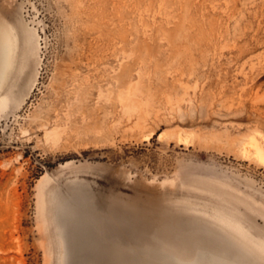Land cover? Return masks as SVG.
Here are the masks:
<instances>
[{"label": "rangeland", "instance_id": "1", "mask_svg": "<svg viewBox=\"0 0 264 264\" xmlns=\"http://www.w3.org/2000/svg\"><path fill=\"white\" fill-rule=\"evenodd\" d=\"M0 25V264H264V0H0Z\"/></svg>", "mask_w": 264, "mask_h": 264}, {"label": "bare ground", "instance_id": "2", "mask_svg": "<svg viewBox=\"0 0 264 264\" xmlns=\"http://www.w3.org/2000/svg\"><path fill=\"white\" fill-rule=\"evenodd\" d=\"M12 55H13V40H12V37H11V34H10V32L8 31V30H6L5 28H3L1 25H0V84L2 83V81H3V79H4V77H5V75H6V73H7V69H8V67H9V65H10V63H11V59H12ZM249 141V140H248ZM246 146V145H245ZM245 146H244V148H245ZM250 148V147H249ZM251 148H253L252 149V154L254 153L256 156H257V158H259L260 160L259 161H261L262 162V160L264 159V147H263V145H262V143H260L259 141H257L255 138H254V140H252V142H251ZM246 151V150H245ZM249 151H250V149H249ZM248 152V151H247ZM246 153V152H245ZM248 153H250V152H248ZM255 156V157H256ZM262 159V160H261ZM264 162V161H263ZM64 207V206H63ZM65 208V207H64ZM67 208V207H66ZM65 208V209H66ZM70 209V208H69ZM68 209V210H69ZM68 210H67V214H68ZM76 211V210H75ZM75 211H73L72 210V212H75ZM69 213H70V211H69ZM74 214V213H73ZM70 215V214H69ZM68 215V216H69ZM76 215H78V211H77V214ZM79 215H81L82 216V214H79ZM70 217V216H69ZM80 217V216H79ZM90 217H91V215H90ZM89 216H88V219L90 218ZM93 217V216H92ZM71 218V217H70ZM73 218H76V217H74L73 216ZM83 217H81L80 218V220L82 221L83 219H82ZM67 219H69L68 217H67ZM72 219V218H71ZM77 219H78V217H77ZM86 219H87V217H86ZM93 219V218H92ZM79 220V221H80ZM90 220V219H89ZM85 221V220H84ZM83 221V222H84ZM86 222H87V220H86ZM81 223V222H80ZM81 225V224H80ZM79 225V226H80ZM83 226V225H82ZM81 227V226H80ZM93 227V226H92ZM96 228V227H95ZM65 229V228H64ZM75 229V233H76V236H80V232H79V229L80 228H74ZM82 229H85V228H82ZM87 229V228H86ZM83 230V231H87V230ZM184 229H186V228H184ZM81 230V229H80ZM92 231V230H91ZM90 231V232H91ZM93 232H94V230H93ZM212 232H213V230H212ZM215 232V231H214ZM73 233V232H72ZM89 233V232H88ZM201 233V232H200ZM211 233V232H210ZM95 234V233H94ZM216 234H217V232H216ZM90 235V234H89ZM188 235V234H187ZM92 236H94V235H92ZM171 236V235H170ZM183 236V235H182ZM218 236V235H217ZM223 236V235H222ZM221 236V234H220V238H221V240H222V237ZM95 237V236H94ZM99 237V236H98ZM80 238H81V236H80ZM79 238V239H80ZM97 238V237H96ZM101 238V237H100ZM204 238V237H203ZM215 238V237H214ZM220 238H218V239H220ZM234 238V237H233ZM85 239V238H84ZM202 239V237L200 238V240ZM231 239V238H230ZM88 240H89V238H88ZM108 240V242L110 241V239H107ZM188 240V239H187ZM217 240V239H216ZM224 241H225V244H229V243H233V241L231 242V240H229V239H226V238H224L223 239ZM234 240H235V248H237V250H239V251H245L247 254H249V255H251V256H253L254 258H256L255 257V255L253 254V251H252V247H250L251 249H249L248 250V248L247 247H244L242 244H239L240 242H236L237 240H239L238 238H237V236H235V238H234ZM99 240H96V239H94L93 237H92V240H89V243H93V244H90V245H88V241H83L82 239H80V244H79V247L80 248H78V249H76V246H74V245H71V244H67L65 247H66V256H67V260H69L70 258H71V251L70 250H73L74 252V254H76V255H78V258L79 259H82V260H90L91 258H93V256H95V253L93 252V256L91 255L90 256V254L88 253L87 254V248L89 249V247H99V249H102L103 251H104V246H103V244L102 243H99L98 242ZM105 241V240H104ZM160 241V240H159ZM169 241V240H168ZM168 241L166 242V243H168ZM182 241V240H181ZM98 242V243H97ZM188 242V241H187ZM198 242V241H197ZM85 243H87V244H85ZM124 243V242H123ZM156 243V242H155ZM154 243V244H155ZM162 243V242H161ZM181 243V242H180ZM184 243H186V242H184ZM194 243V242H193ZM199 243V242H198ZM201 243V242H200ZM204 243V242H203ZM104 244H105V242H104ZM109 244V243H108ZM170 244V243H169ZM168 244V245H169ZM177 244V243H176ZM221 244V243H220ZM87 245V246H86ZM106 245V244H105ZM156 245V244H155ZM167 245V244H166ZM192 245V244H191ZM196 245V244H195ZM195 245H193L194 247H195ZM202 245V244H201ZM200 245V246H201ZM223 245V244H222ZM109 246V245H108ZM174 246V245H173ZM179 246H181V245H179ZM182 246H184V245H182ZM199 246V245H198ZM204 246H205V244H204ZM226 246H229V245H226ZM194 247H191V248H194ZM208 247V246H207ZM220 247H221V245H220ZM232 247V246H231ZM230 247V248H231ZM176 248V247H175ZM178 248V247H177ZM184 248V247H183ZM186 248H188V247H186L185 246V249ZM190 248V249H191ZM214 248H216V247H214ZM226 248H228V247H226ZM234 248V247H233ZM105 249H106V247H105ZM108 249V248H107ZM201 249V248H200ZM203 249V248H202ZM207 249H209V247L207 248ZM218 249H219V247H218ZM232 249V248H231ZM210 250H211V247H210ZM225 250V249H224ZM224 250H223V252H224ZM236 250V249H235ZM91 251V250H90ZM181 251V250H180ZM197 251V250H196ZM195 251V252H196ZM199 251V250H198ZM201 251V250H200ZM199 251V252H200ZM216 251V250H215ZM214 251V252H215ZM218 251V250H217ZM216 251V252H217ZM230 251V250H229ZM182 252V251H181ZM193 252V251H192ZM215 252V253H216ZM222 252V254L218 251V253H220V254H218V253H214V254H212L213 256V259L214 260H216L218 263H214V264H248L247 262H245L242 258H240L239 256H235V257H231V255H229L227 252L228 251H225L224 253ZM231 252H232V250H231ZM234 252V251H233ZM191 253V252H190ZM189 253V254H190ZM211 253H213V252H211L210 251V254ZM243 253V252H242ZM123 254H124V252H123ZM182 254H185V252H183ZM193 254V253H192ZM201 254V253H200ZM235 254H236V252H235ZM234 254V255H235ZM246 254V255H247ZM104 255V254H103ZM186 255H187V253H186ZM202 255V254H201ZM238 255H242V254H238ZM101 256V255H100ZM105 256V255H104ZM122 256H124V255H122ZM127 256H129V255H127ZM157 256V255H156ZM189 256H191V254L189 255ZM203 256V255H202ZM245 256V254L242 256V257H244ZM248 256V255H247ZM246 256V257H247ZM91 257V258H90ZM96 257V256H95ZM94 257V258H95ZM161 257V256H160ZM180 257H181V255L178 257L179 259H180ZM187 257V256H186ZM124 258V257H123ZM159 258V257H158ZM197 258H198V256H193V257H187L186 259H188L190 262H191V264H199L198 263V260H197ZM96 260H97V258H95ZM94 259V260H95ZM118 259V258H117ZM122 259V258H121ZM128 259V258H127ZM165 259H167V258H164L163 260H165ZM178 259V260H179ZM182 259H184V256H182ZM253 259V258H252ZM78 260V259H77ZM207 260V259H206ZM131 261H133V260H131ZM181 261V260H180ZM185 261V260H184ZM247 261V260H246ZM67 262H69V261H67ZM67 262H65V264H67ZM99 262V261H98ZM119 262V261H118ZM143 262V261H142ZM83 263V262H82ZM100 263V262H99ZM69 264V263H68ZM88 264V263H87ZM90 264V263H89ZM93 264H94V262H93ZM177 264V263H176Z\"/></svg>", "mask_w": 264, "mask_h": 264}]
</instances>
